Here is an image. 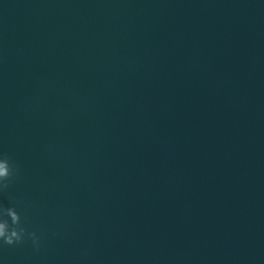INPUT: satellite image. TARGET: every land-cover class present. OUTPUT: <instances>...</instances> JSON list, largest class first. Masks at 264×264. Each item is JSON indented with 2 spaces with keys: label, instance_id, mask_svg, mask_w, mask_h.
Wrapping results in <instances>:
<instances>
[{
  "label": "water",
  "instance_id": "95a60500",
  "mask_svg": "<svg viewBox=\"0 0 264 264\" xmlns=\"http://www.w3.org/2000/svg\"><path fill=\"white\" fill-rule=\"evenodd\" d=\"M19 264H264V136L120 197Z\"/></svg>",
  "mask_w": 264,
  "mask_h": 264
},
{
  "label": "clouds",
  "instance_id": "9594fccd",
  "mask_svg": "<svg viewBox=\"0 0 264 264\" xmlns=\"http://www.w3.org/2000/svg\"><path fill=\"white\" fill-rule=\"evenodd\" d=\"M19 164L6 152H0V194L8 190L20 179ZM18 203L10 206L0 204V249L19 247L30 243L34 251L41 248V236L27 227V217L18 211ZM87 255V251L83 253Z\"/></svg>",
  "mask_w": 264,
  "mask_h": 264
}]
</instances>
